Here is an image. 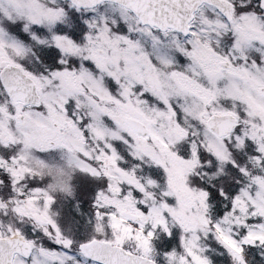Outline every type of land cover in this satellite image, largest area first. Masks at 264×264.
Wrapping results in <instances>:
<instances>
[{"label":"snow or ice","instance_id":"snow-or-ice-1","mask_svg":"<svg viewBox=\"0 0 264 264\" xmlns=\"http://www.w3.org/2000/svg\"><path fill=\"white\" fill-rule=\"evenodd\" d=\"M0 264H264V0H0Z\"/></svg>","mask_w":264,"mask_h":264},{"label":"rangeland","instance_id":"rangeland-1","mask_svg":"<svg viewBox=\"0 0 264 264\" xmlns=\"http://www.w3.org/2000/svg\"><path fill=\"white\" fill-rule=\"evenodd\" d=\"M178 243H179V237L176 238V244L178 245ZM256 258L259 259V255L258 254H257Z\"/></svg>","mask_w":264,"mask_h":264}]
</instances>
